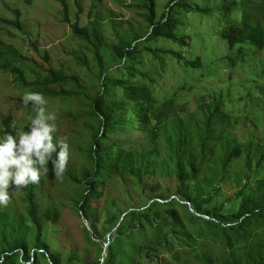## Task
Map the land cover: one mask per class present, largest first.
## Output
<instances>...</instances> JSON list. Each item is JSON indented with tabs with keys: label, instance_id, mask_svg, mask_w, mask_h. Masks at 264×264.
<instances>
[{
	"label": "rangeland",
	"instance_id": "374dc122",
	"mask_svg": "<svg viewBox=\"0 0 264 264\" xmlns=\"http://www.w3.org/2000/svg\"><path fill=\"white\" fill-rule=\"evenodd\" d=\"M168 1L154 0V22L166 11ZM186 5L203 12L173 10L171 15L179 23L177 35L185 44L167 39L143 43L152 27L145 18L143 0H0V141L5 133L18 136L30 131L36 113L22 97L38 92L46 101V112L56 117L53 142L64 140L69 145L68 174L57 178L48 164L40 169L39 184L9 189V204L0 205V258L6 248L3 237L9 240L17 235L28 245L25 251H15L11 264H21V260L54 264L34 246L37 231L27 203L30 186L43 224L42 239L55 254L56 264H72L69 260L105 264L107 246L118 233L120 253L131 264H223L231 252L243 255L248 244L260 245L264 251V222L250 226L244 239L235 236L238 230H229L233 240L228 245L217 226L190 221L191 216L220 217L234 224L240 203L237 193L247 194L264 180V159L258 160L264 149V47L243 46L237 54L236 47L230 50L220 37L227 22L221 24L214 13L208 14L206 1L189 0ZM15 21L19 25L12 24ZM75 23L80 27L92 24L99 30L100 53L109 78L124 79L127 86H147L154 97V115L161 120L156 130L152 122L148 128L137 124L101 132L100 146L108 151L106 168L96 177L99 195L87 200L86 217L78 206L85 191L77 180L93 167L89 150L99 122L90 105L101 78L92 49L73 34ZM125 34L130 43L141 37L133 44L139 52L132 58L133 76L127 71L131 63L115 51ZM169 50L180 52L179 58ZM59 69L76 77L79 85H47L49 71ZM109 88L110 94L124 99V86L110 83ZM216 106L218 119L212 114ZM152 129L154 141L148 136ZM234 145L242 148V154L220 179L223 156ZM248 146L249 161L243 149ZM149 150L153 174L139 183L121 172L125 154ZM176 159L184 170L189 160L197 161L186 190L201 202V211L220 207L217 219L195 212L177 195ZM156 184L159 190L152 188ZM158 192L161 199H153ZM153 206V212H148ZM48 211L58 214L56 222L45 217ZM140 213L146 214L141 222ZM171 230L182 231L185 237L178 238ZM152 243L155 251L147 248Z\"/></svg>",
	"mask_w": 264,
	"mask_h": 264
},
{
	"label": "trees",
	"instance_id": "16d2710c",
	"mask_svg": "<svg viewBox=\"0 0 264 264\" xmlns=\"http://www.w3.org/2000/svg\"><path fill=\"white\" fill-rule=\"evenodd\" d=\"M147 8V22L152 26L151 31L146 34L143 43L150 42L154 39L158 40H171L172 42L178 43L179 41L185 44V39L177 35L176 28L178 27V21L172 17V12L176 7L183 9L185 12L199 13L203 12L198 6L190 7L187 4L189 0H169L165 5L166 11L154 22V0H143ZM208 4L207 10L208 14L211 12L218 17V20L223 24L224 21L227 22L226 26L222 28L220 37L223 41L227 43L228 48L231 50L236 47V53L242 50L243 46L254 47L256 49H263L264 47V0H204ZM186 3V4H185ZM211 11V12H208ZM238 11V15L237 12ZM234 18V21L230 20ZM12 23V22H9ZM15 25H19L18 21H15ZM73 34L78 37V39L87 43L92 49L96 64L99 68V75L101 78V86L99 88L96 97L93 99L90 105L91 114L98 118L99 128L93 135V143L90 147V155L93 161L92 169L86 170L81 178V181L77 180L84 187L83 199L78 203L80 211L86 217L85 206L87 200L99 195L98 188L99 185L96 181V177L101 173L103 169L106 168L105 157L108 156V151L106 148L100 146V138L102 137L101 132L106 133L116 127H129L133 128L135 125L140 124L144 128H148L149 125L154 123V130L161 124V120L158 115H154L153 106L154 97L147 86H136V85H126L123 81L124 79H118V81H112L109 78V73L104 70L103 58L100 53V47L102 45V37L99 30L92 26V24L87 27H80L75 23L73 26ZM128 34H125L118 40L115 46V51L120 59H128L131 66L127 68V71L135 74L133 67L132 58L135 54H138V48H135L133 44L141 40V37H135L133 43H130L126 38ZM153 55L154 50L148 49ZM171 52V53H170ZM174 58H179L180 52L168 51ZM49 77L46 79L45 83L57 84L62 82H72L75 85H79V80L76 77L66 76L63 70H50ZM110 83L115 85L116 83L124 86L123 100L116 97V95L110 94ZM111 98V100H110ZM218 106H216L214 114L215 119H218L219 114ZM127 114H130L129 116ZM208 118L206 119V122ZM151 130L149 133L150 141H154L156 138V132ZM246 151L247 161L250 160V149L248 146L243 147ZM176 151V148H173ZM151 150L147 152L137 153L136 151H131L125 154L124 162L121 166V172L129 176L134 177L141 183L145 176L153 174L152 160H151ZM242 154V148L238 145H234L232 149L223 156V163L221 167V178L224 177L226 169L229 165L240 157ZM55 155V154H54ZM264 159V149L261 153L259 162ZM195 163L197 161L189 160L188 168L183 169L182 163L179 159H176L175 170H174V186L176 188L177 195L187 200L190 203L191 208L195 212L204 213L214 218L220 215V207L213 210L201 211V202L194 195H191L186 189L187 183L193 179L195 172ZM64 174H68L66 171ZM76 181V179H75ZM33 187L30 186V190L27 195L28 203V214L30 221L34 224L37 231L34 240L35 248L41 250L44 256H47L49 260L56 264V256L50 251L49 245L42 239L43 234V224L37 216V206L33 199ZM154 190H159L160 187L156 184L152 187ZM166 190L169 191L170 187L167 186ZM214 190H217L215 187ZM195 191V190H193ZM243 191L237 193V198L240 199L238 206V211L235 215L237 221L233 224L226 223L222 221L220 217L218 220H207L202 217L191 216L190 221H202L208 227L214 225L221 230L222 235L225 237L228 245H232L233 236L229 230L234 231L235 236H240L243 239L248 235V228L258 222H264V180L259 181L255 188H253L249 193L243 194ZM153 199H161V194H155ZM161 205V204H159ZM153 207H148V212H153ZM145 214V213H144ZM139 214L138 221L141 222L145 218L146 214ZM45 217L53 222H56L59 218L57 213L48 211ZM155 217V213L152 214V218ZM195 219V220H194ZM217 219V218H216ZM115 219H113L114 221ZM176 222H172L174 224ZM175 236L178 238L185 237L182 231L171 230ZM120 237V234L118 233ZM115 237L107 246L108 258L105 264H131L132 261L125 259L122 253H120L117 241L119 237ZM3 241L6 245L5 250H3V256L0 258V264H11L12 258L15 255L16 250L25 251L27 249V242L24 237L12 235L11 239L8 240L7 237H3ZM147 248H152L154 251L156 246L154 243L148 244ZM243 255H238L236 257L235 252H231L230 257L223 264H243L240 260L244 259L246 264H264V251H262L261 246L255 248L254 245H246L243 247ZM121 257L123 259H121ZM125 259V260H124ZM239 259V261L237 260ZM124 260V261H123ZM70 263L75 264L74 260H69Z\"/></svg>",
	"mask_w": 264,
	"mask_h": 264
},
{
	"label": "clouds",
	"instance_id": "9594fccd",
	"mask_svg": "<svg viewBox=\"0 0 264 264\" xmlns=\"http://www.w3.org/2000/svg\"><path fill=\"white\" fill-rule=\"evenodd\" d=\"M22 102L31 105L36 114L29 125L30 131L18 136L5 133L0 141V205L5 207L10 201L9 189L39 184L40 169L48 164L55 176L62 178L69 160V145L64 140L53 142L56 117L46 112L43 95L26 92ZM12 127L15 129V123ZM21 264L28 262L21 260Z\"/></svg>",
	"mask_w": 264,
	"mask_h": 264
}]
</instances>
